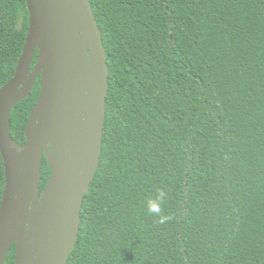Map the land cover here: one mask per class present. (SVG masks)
<instances>
[{
	"label": "trees",
	"instance_id": "trees-1",
	"mask_svg": "<svg viewBox=\"0 0 264 264\" xmlns=\"http://www.w3.org/2000/svg\"><path fill=\"white\" fill-rule=\"evenodd\" d=\"M90 1L109 87L68 264H264V0ZM29 28L27 0H0V91ZM40 91L39 76L13 107L20 146ZM50 176L45 156L42 193ZM5 189L0 149V206ZM158 189L165 223L147 210Z\"/></svg>",
	"mask_w": 264,
	"mask_h": 264
},
{
	"label": "water",
	"instance_id": "water-1",
	"mask_svg": "<svg viewBox=\"0 0 264 264\" xmlns=\"http://www.w3.org/2000/svg\"><path fill=\"white\" fill-rule=\"evenodd\" d=\"M30 28L14 77L0 91V149L6 189L0 206V264H68L85 194L100 165L109 64L90 0H27ZM39 62L32 69L36 50ZM40 76L41 91L20 146L13 107ZM51 167L41 192L44 157Z\"/></svg>",
	"mask_w": 264,
	"mask_h": 264
},
{
	"label": "clouds",
	"instance_id": "clouds-1",
	"mask_svg": "<svg viewBox=\"0 0 264 264\" xmlns=\"http://www.w3.org/2000/svg\"><path fill=\"white\" fill-rule=\"evenodd\" d=\"M166 198V192L163 189L157 190V195L147 203V210L149 213L158 217V223H165L170 217L162 214V203Z\"/></svg>",
	"mask_w": 264,
	"mask_h": 264
}]
</instances>
